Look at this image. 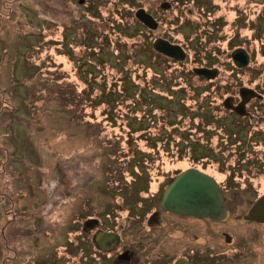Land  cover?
Instances as JSON below:
<instances>
[{"label": "rangeland", "instance_id": "obj_1", "mask_svg": "<svg viewBox=\"0 0 264 264\" xmlns=\"http://www.w3.org/2000/svg\"><path fill=\"white\" fill-rule=\"evenodd\" d=\"M165 1L172 6L162 8ZM141 7L159 21L156 30L135 16ZM126 26H138L139 36L121 37L118 29ZM157 37L183 45L187 58L178 62L146 54L141 64H117L129 54L126 41L148 51ZM239 47L250 56L243 68L232 60ZM97 59L101 63L95 65ZM201 65L219 69L210 86L187 76ZM123 70L131 75L126 81L135 99L116 102L118 107L110 110L109 96L124 85ZM162 70L172 75L168 86H156L150 95L151 81ZM242 87H257L264 96V0H0V264H112L99 257L91 239L94 229L81 234L82 219L100 216L106 228L122 227L126 242L140 239L139 214L155 201L163 175L194 164L226 185L231 182L230 215L210 227L177 219V255L195 250L199 264H264V225H248L242 218L251 199L264 191V159L252 155L264 150V144H254L264 141V128L259 129L262 135L249 125L233 128L253 146L241 152L245 158L252 155L249 171L241 173L235 172L239 153L219 152L217 139L225 137L221 131L212 139V159L195 161L183 143L177 156V127L168 121L177 122V100L188 93L183 89L197 92L189 106L202 100L205 90H219V97L210 94V99L220 104ZM250 103L261 107L264 99ZM256 114L264 127V111ZM188 116L182 120L185 127ZM147 123L159 139H166L164 148L142 139V130L135 132ZM131 153L160 157L148 166L141 156L131 161ZM223 232L234 236L233 245ZM169 240L168 252L173 253L175 243ZM238 244L257 254L232 263L221 258ZM210 253L214 256L207 262L204 255Z\"/></svg>", "mask_w": 264, "mask_h": 264}, {"label": "flooded vegetation", "instance_id": "obj_2", "mask_svg": "<svg viewBox=\"0 0 264 264\" xmlns=\"http://www.w3.org/2000/svg\"><path fill=\"white\" fill-rule=\"evenodd\" d=\"M182 47L185 49L183 45ZM186 58H187V51H186V57L183 60L177 58V61L182 62ZM198 67H207V68H216V67H209V66H204V65L195 66L193 68L194 73L187 75V76H190L192 79L194 77L205 79L207 82L205 85L210 86L211 85L210 82H213V80L218 77L219 69L217 68L218 72H217L216 77L211 78L205 75H199L195 73L194 69ZM187 76H184V77H187ZM178 80H182V77L181 76H179V78L177 77V81ZM178 85L179 87L181 86L180 83ZM216 86L214 85L213 88H215ZM253 89L256 90L259 93V95L252 97L249 101L245 102V105L243 107L244 109L242 110L243 112H240L241 107L239 106L244 101V98L242 97L241 91H240L241 88L236 94L228 93V95L224 97L223 101L220 104L218 102H213L211 100L207 101V105L203 106L202 109L198 105L200 102L196 103V105H189V106L187 105V101H190L191 96L197 93L196 90L191 89V88L183 89L185 92L188 91L187 95L190 92H193V93H190L189 96H187L185 93L184 94L185 96L182 99H178L180 101V107L178 106V109H177V137H178L177 156H181V153H180L182 150L181 143H183L185 145V148L188 149L189 152L192 153L190 157H193V159H197L195 161H199L204 158L212 159V155H210L211 154L210 152L216 150L215 148L212 147V142H213L212 139H214V135L219 136L218 132L221 131L220 134H222V136H225V137H218L217 139V145H221V149H222L219 152L224 153L226 150H229V153H230L232 152V150H234L235 152L230 153V156H234L236 155V153H239L236 155V162L238 163L236 167L237 170H235V172H238L239 170L241 173L242 171L248 172L249 169H248L247 163L250 162L249 159L252 155L254 158L264 159L263 149L261 152L256 151V153L254 152L250 157L245 158V155L241 154V152L245 151V149L251 150L253 149V146L245 142V139H243L239 131L233 129L241 125H249V129H254L255 127H257V129L259 130L260 127L264 128L262 124L263 121L262 122L256 121L259 119V116L256 114V112H263L264 106L262 105L261 107L255 106L259 108L254 109L255 107L252 108V106L250 105L251 101H255V102L263 101L264 99L263 92L261 93L260 91H258L257 87ZM205 92H206L205 97L209 96L210 94H213V97L214 96L219 97L220 95L219 90L210 91L208 89V90L203 91L202 94ZM196 96H198V94ZM181 103H184V105L186 104L185 105L186 113L185 112L184 113L189 115L188 117L190 121H188L187 123L188 127H185L186 122H182V123L179 122V120L187 118L181 115L183 114L181 112ZM202 110H203V113L201 112ZM213 112H215L214 117H212L211 115ZM200 114H202L203 116H201ZM208 117H211L212 120L211 121L207 120ZM204 118H206L205 122H203ZM227 118H230L231 120L236 119V121L234 120L235 122L230 123V125L223 124L222 120L227 119ZM197 119L198 121H196ZM252 123H256V124L252 125ZM189 127L191 128L188 129ZM160 130L162 131L164 129L160 127ZM259 133L261 134L260 130H259ZM259 133L258 131H254L251 134V136L256 137ZM157 134H160V133L154 132L153 130L149 129V131L145 133V140L147 142H151L155 144V146L157 144H161V146H163L164 148L166 139L162 137L163 136L162 133H161L162 139H159L157 137ZM187 135L189 136V138L186 137ZM219 140H221V143H219ZM173 141L175 142V140ZM260 143L263 145L264 141L255 140V143H254L255 147L261 146ZM203 148H206V151L203 150ZM198 152H200V155L197 157V155L195 154H197ZM138 156H141V158H143L142 161L146 163L148 166L152 161L155 162L160 157L158 153L156 154L155 153L154 154L144 153L141 155L140 154L138 155V153H131L129 157L131 161H134L136 157ZM135 161H139V160L136 159ZM254 166H257V164H255ZM242 167L244 168V170L241 169ZM146 169L148 170V167H146ZM189 169L199 170L215 178V180L219 184L221 191L223 193L224 206L227 210V215L224 219H215L211 217L198 218V217L191 216V215H181V214H178L177 212L167 210L162 207L161 200H162L163 194L167 186L179 174ZM145 172L143 171L142 174H145ZM155 175L159 176L160 175L159 171ZM163 178L164 179L160 182V185L157 189V192H156L157 197L155 201L152 202L153 203L152 205L147 206V209H145L144 213L142 212L141 214H139V217L142 219V223L144 225V226L143 225L140 226V231H142V236L140 239L132 240L131 241L132 243L126 242L124 233H123V228L122 227L106 228L104 226V222H103L104 220L100 216L90 215L89 217H85L82 219L81 225L83 224V226H82L81 234H85L86 231L94 229V233L91 239H92L93 245L97 249V252L100 258H102V256L109 258L111 259V262H113L112 264H177V263L199 264L200 263L197 261L195 257L197 253L195 250H191L189 252L177 255V219L190 218L196 221L197 220L203 221L209 227L212 222L216 223L218 221L225 220L230 215L229 213L231 209L228 202H226L227 194H228V190L231 189L233 186L230 184L231 183L230 181L226 185L224 181H220L216 175L209 172L205 167L197 165V164L177 168L171 174H168L167 176L163 175ZM138 190L139 192L144 191L142 187H140ZM263 195H264V191L259 192V194L258 195L256 194L249 202V206L246 209L247 212L242 217L243 221L247 223L248 225H264V222L246 218V216L248 215L249 211L252 209L256 201ZM120 202H121L120 203L121 207L126 206L123 200ZM102 231L113 232L116 234V239L114 242L104 243L105 247H109L107 250H104L102 246L99 244L100 242L98 243V241L96 240L97 234ZM165 231L167 232L165 233ZM223 235H224V238L227 244H230V245L234 244L235 242V240L233 239L234 236H232L228 232H223ZM169 238H173L172 241H174L175 243L176 249L173 253L168 252V250H170L169 241H171L169 240ZM238 245L239 246L236 245V247L227 248L225 251H223L222 252L223 256L221 258H223V260L225 261H228L229 263H232L233 262L232 260H246L250 257L249 256L250 254H253V253L255 255L257 254V250L255 248L247 250L245 248L246 247L245 245L243 244H238ZM212 256H214V254L212 253L207 254V256L204 255L206 261L207 260L210 261ZM207 264H210V263H207Z\"/></svg>", "mask_w": 264, "mask_h": 264}, {"label": "water", "instance_id": "obj_3", "mask_svg": "<svg viewBox=\"0 0 264 264\" xmlns=\"http://www.w3.org/2000/svg\"><path fill=\"white\" fill-rule=\"evenodd\" d=\"M171 6L172 4L168 1L161 4L164 9H168ZM135 16L150 29L156 30L159 27V21L143 7L135 12ZM153 47L158 52L169 57L181 60L186 57V51L182 45L172 43L163 37H157L153 42ZM232 59L240 68L246 67L250 62L249 53L242 47L233 51ZM194 71L199 75L211 78L216 77L218 72L217 68L207 67H198ZM240 91L244 101L239 106L241 107L240 112H243L245 102L252 97L258 96L259 93L250 87H242ZM161 204L167 210L198 218L224 219L227 215L223 193L215 178L195 169L182 172L167 186ZM246 218L264 222V195L256 201ZM115 239L116 234L113 232L102 231L96 236V240L98 243L100 242L99 244L104 250L109 248L105 247L104 243L114 242Z\"/></svg>", "mask_w": 264, "mask_h": 264}, {"label": "trees", "instance_id": "obj_4", "mask_svg": "<svg viewBox=\"0 0 264 264\" xmlns=\"http://www.w3.org/2000/svg\"><path fill=\"white\" fill-rule=\"evenodd\" d=\"M138 22V21H137ZM144 26V25H143ZM137 27L138 26H135V28L134 29H128V27L126 26V28L124 29V27L123 28H121L120 27V29H118L119 30V35H121V37L122 36H126V38H137L136 36H139V30L140 29H137ZM125 47H126V49H128V51H129V54L127 53H124V55L122 56V58H119V61L117 62V64L120 66V65H122V66H126L127 65V62H130L131 61V64H137V63H140L141 64V61H143V60H145V56L144 55H146V54H150V57H149V59H157V58H159V57H161L162 59H166V56L165 55H163V54H161V53H159V52H157L156 50H154L153 49V47H151L150 46V48H149V50H152V52H148V51H144L143 50V48H145V46H141V45H135L134 43H129V42H125ZM137 46H140V48H137ZM136 48H137V50H136ZM148 52V53H147ZM142 58H144V59H142ZM141 60V61H140ZM121 61H123L124 63H122ZM175 61V60H174ZM95 63V65H98V63L100 64L101 62L97 59V60H95L94 61ZM162 64V63H161ZM131 68V67H130ZM162 73V74H161ZM161 73L159 72V76H158V78H155L154 79V81H151V89L152 90H150V95H151V93L152 92H154L153 93V95L155 94V87L157 86V87H162L163 88V90H165L166 88L165 87H167L168 86V84H167V82H169V78L170 77H172V75H168L167 73V71L166 70H162L161 71ZM123 74H124V76H123V79H121L120 81L122 82V84H124L123 85V87H121L122 89L119 91L120 93L119 94H113V95H111V96H109V99L110 98H112L114 101H115V103H114V101L112 100V105L111 104H108L110 107H109V109L111 110H113V108H114V106L116 105V102H118L119 104H118V106L121 104V103H124L125 101H126V99L127 98H134L135 99V94H134V92H132L133 91V87L131 88L129 85H128V82L126 81L127 80V77L129 76L130 78H131V75H127V72L125 73V70H123ZM173 78H175L176 80H177V77H174L173 76ZM172 82V81H171ZM126 83H127V85H126ZM149 86H150V84H148ZM131 88V89H130ZM216 88V87H215ZM145 89H146V87H144L143 88V90L142 91H145ZM214 89V88H213ZM202 92V91H201ZM184 96V95H183ZM204 98V99H203ZM202 98V100H200L199 102V106H200V108L202 109V107H203V105L202 104H205V102H207V101H210L211 99H210V95L209 96H206V97H203ZM179 99V98H178ZM182 99V98H181ZM212 101V100H211ZM133 102V101H132ZM177 103H178V106L180 107V101L179 100H177ZM186 105V104H185ZM185 105H184V103H181V112L183 113V114H181V115H183V116H187L188 114H185L186 113V109H185ZM117 106V105H116ZM117 106V107H118ZM205 106V105H204ZM185 112V113H184ZM200 112V111H199ZM202 113H203V110L201 111ZM167 114H168V110H167ZM167 114H166V117L165 118H168L169 116H167ZM201 116H203L202 114H200ZM205 117V116H204ZM169 119V118H168ZM183 120V119H182ZM182 120H179V122H183ZM169 121V124L170 125H172V126H174V128H176L177 127V122L176 123H171V120L169 119L168 120ZM206 121V118H204V121L203 122H205ZM149 126H151V124H149V123H147V124H145V127H138L136 130H135V132H137L138 130H142V132L143 133H141L140 134V136L142 137V139H145V133L146 132H148L149 131ZM192 127V126H191ZM191 127H189L188 129H190ZM151 130V129H150ZM160 132H161V130H160ZM165 132H163L162 133V135L164 134ZM134 136V135H133ZM132 140V139H134V137H129V140Z\"/></svg>", "mask_w": 264, "mask_h": 264}]
</instances>
